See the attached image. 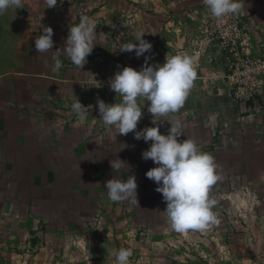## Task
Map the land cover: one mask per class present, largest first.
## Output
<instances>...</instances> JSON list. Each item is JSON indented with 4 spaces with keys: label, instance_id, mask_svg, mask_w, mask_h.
I'll use <instances>...</instances> for the list:
<instances>
[{
    "label": "rangeland",
    "instance_id": "rangeland-1",
    "mask_svg": "<svg viewBox=\"0 0 264 264\" xmlns=\"http://www.w3.org/2000/svg\"><path fill=\"white\" fill-rule=\"evenodd\" d=\"M204 8L202 0H57L52 8H46L45 0H23V8L8 9L0 15V77L7 76V81L0 84V106L8 103L24 106L31 101L45 122L51 114L55 119L56 110L62 107L65 117L75 118L71 110L75 97L87 108L95 98L84 97V93L102 90L95 87L99 83V61L106 62L108 81V74L113 76L127 66V52L119 53L116 47L132 41L137 33L150 31L138 29L137 22L165 20L156 16L157 10H164L166 17L172 18L173 12ZM110 9L122 14L114 17ZM131 10L132 16L128 14ZM142 11L148 14L141 16ZM80 16L92 18L97 26L95 46L82 69L63 53L69 28L79 23ZM43 27L53 29L52 51L61 52L63 67L58 73L52 72L53 53H38L35 49V38L43 34ZM23 74L56 79L68 76L84 82L74 81L67 89H61L56 82L38 78L34 84L40 93L30 95L21 91H26L25 85H30L27 78L33 76H18ZM101 100L114 104L120 97ZM258 141L255 143L258 147L244 141L243 157H214L222 177L210 193L218 201L214 207L218 223L205 232L177 233L171 229L162 212L166 208L162 194L155 190L157 184L145 175L157 166L151 159H143L145 171L134 168L127 174V180L134 175L138 185L139 205H130L127 201L110 202L104 195L79 194L81 186L75 169L70 171L68 193L61 195L58 187L45 184V175L55 179L60 173L52 170L50 175L51 170L45 167L47 160L43 162L45 158L38 157V167L42 169H38L36 180L37 227L30 237L25 235L20 247L8 242L5 248L28 254L51 250L53 256L46 255L43 259L51 264L60 260L63 264H115L112 253L121 248L132 249L130 264H264V137ZM213 151L214 155L219 153ZM76 165L73 163V167ZM48 199L57 203L66 200L68 206L48 209L44 204ZM105 203L109 204L106 208ZM49 218L58 219L59 226H48L50 223L45 220ZM19 260L30 264L31 258H0V264H18Z\"/></svg>",
    "mask_w": 264,
    "mask_h": 264
},
{
    "label": "crops",
    "instance_id": "crops-1",
    "mask_svg": "<svg viewBox=\"0 0 264 264\" xmlns=\"http://www.w3.org/2000/svg\"><path fill=\"white\" fill-rule=\"evenodd\" d=\"M241 3V31L235 42L250 58H263L264 0H241ZM132 11L128 12L130 16L133 15ZM109 12H114V17H120L122 14L116 9H110ZM156 12L157 17L166 19L137 22L138 29H150L144 33L143 39L152 44L151 52L139 58L135 56L134 50L127 52L126 67L130 66L139 71L146 56L151 57L149 64H163L167 54L187 53L196 58V79L184 106L178 113H170L158 119H179L182 122L183 135L178 140L191 139L203 152L213 157H243L244 141H248L246 144L249 146L258 147L255 143L264 137V113L257 114L254 103L244 105L233 97L229 79L232 55L224 47L220 36L221 32L226 30L222 25V18H214L206 8L173 12L172 18L166 17L164 10ZM140 14L145 16L148 12L142 11ZM153 29L156 31L153 32ZM105 65L106 62L99 61L98 78L102 90L94 89L88 94L84 93V97L91 95L95 98L92 105L84 110V121H80L77 115L75 118L65 117L66 111L62 107L56 110L58 115L54 116L55 119L51 114L45 122L39 115L37 105L31 101L24 106L10 103L0 106V258L21 259L28 256L31 258L30 264H51L50 261L43 260L47 258L46 255L53 256L51 250L29 251L28 254L20 249L5 248L8 242L20 247L25 242L24 238L30 237L37 227L36 180L38 169H42L38 167V157H44L43 162L47 160L45 167L51 170L50 175H53L52 170L60 173L61 177H56L59 182H56V178L45 175V184L58 187L61 195L68 193L69 175L73 169L76 170L75 177L81 186L79 194L92 193L104 195L106 198L107 189L104 184L107 180L113 178L127 181V174L134 168H143L145 171L146 165L141 154L149 148L151 141L146 143L143 139L136 140L131 132L127 135H116L114 127L104 125L99 119L97 100L116 97L109 87V80L114 75L108 74L109 80L106 81ZM18 76H33V79L27 78L31 89L25 85L26 91H21H28L30 95L40 93L34 84L38 78L50 83L56 82L61 89H67L74 81L84 82L83 79L72 80L68 76L61 79L46 75ZM6 78L7 76L0 77V84L6 82ZM261 100L264 101V88ZM148 103L146 102L142 110L143 116L138 122L137 131L144 127L156 126L152 124V115L147 111ZM39 118L42 119L41 122H38ZM170 126L167 121L160 124V133L167 135ZM213 150L219 153L214 155ZM117 157L125 161L130 168L125 164L119 171H113L109 161ZM73 163L77 164L76 167H73ZM91 184L92 186H89ZM48 200L44 202L48 209L68 206L66 200L64 203ZM108 205L105 203L104 207ZM45 222L50 223L48 226H59L58 219L49 218ZM11 238L12 240H9ZM62 254L63 252H60L61 259ZM18 264L26 262L19 260ZM54 264L63 262L60 260Z\"/></svg>",
    "mask_w": 264,
    "mask_h": 264
},
{
    "label": "clouds",
    "instance_id": "clouds-1",
    "mask_svg": "<svg viewBox=\"0 0 264 264\" xmlns=\"http://www.w3.org/2000/svg\"><path fill=\"white\" fill-rule=\"evenodd\" d=\"M203 5L214 18L237 15L242 10L241 0H202ZM46 8L55 7L57 0H45ZM23 8V0H0V15L8 9ZM96 23L88 16H80L79 23L69 28L63 53L71 63L82 69L87 57L92 53L96 37ZM140 32L129 42L120 43L115 51L133 52L137 58L150 53L152 44L143 39ZM53 29L43 27V34L35 38L38 53L52 52V72L58 73L63 67L59 58L60 50L52 51ZM138 42V43H136ZM114 51V52H115ZM151 57H145L141 69L128 66L120 69L109 80L110 90L120 97L118 103L107 104L98 99L100 120L106 126L116 129V135L133 133L136 140L151 141L147 150L142 152L144 160L151 159L157 166L145 175L156 184V191L162 194L166 208L162 211L172 230L177 233L188 231L205 232L218 223L214 207L218 201L210 196L211 190L222 177L214 157L203 152L191 139L178 140L183 135L182 122L179 119L161 120L159 117L178 113L196 79L195 56L184 54L169 55L163 64H149ZM97 88L101 87L97 83ZM152 115L153 127H144L137 131V125L143 116V109ZM86 107L75 97L71 110L80 121L86 119ZM167 121L171 126L167 135L161 134L159 125ZM159 122V123H158ZM113 171H119L127 164L119 159L109 161ZM128 165V164H127ZM130 168V166L128 165ZM107 198L110 202H125L139 205L137 183L134 175L127 181L109 179L105 182ZM115 264H130L133 251L130 248L114 250Z\"/></svg>",
    "mask_w": 264,
    "mask_h": 264
},
{
    "label": "built area",
    "instance_id": "built-area-1",
    "mask_svg": "<svg viewBox=\"0 0 264 264\" xmlns=\"http://www.w3.org/2000/svg\"><path fill=\"white\" fill-rule=\"evenodd\" d=\"M222 21L224 22L222 25L226 27V30L220 34L222 43L232 55L229 79L233 97L244 105L254 103L257 114L264 113V101L261 100L264 88V57L250 58L235 42L241 31V12L237 15L225 16Z\"/></svg>",
    "mask_w": 264,
    "mask_h": 264
}]
</instances>
